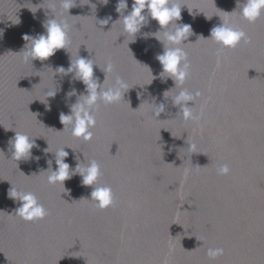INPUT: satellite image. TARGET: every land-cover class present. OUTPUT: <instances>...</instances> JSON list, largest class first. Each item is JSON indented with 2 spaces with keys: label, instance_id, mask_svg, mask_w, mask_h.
<instances>
[{
  "label": "water",
  "instance_id": "95a60500",
  "mask_svg": "<svg viewBox=\"0 0 264 264\" xmlns=\"http://www.w3.org/2000/svg\"><path fill=\"white\" fill-rule=\"evenodd\" d=\"M64 2L0 0V264H264V14L250 23L237 0H174L182 7L175 23L191 27L182 45L189 76L175 87L156 59L164 50L152 35L158 23L148 16L135 39L123 33L119 21L134 0L121 12L119 0H68V13ZM53 16L69 25L66 49L25 61L22 37L45 34ZM222 23L251 43L221 50L205 40ZM79 57L93 61L101 85L117 76L128 85L119 102L98 103L88 142L60 121L87 94L75 72L57 71ZM53 87L57 94L46 98ZM182 88L200 93L189 103L197 121L177 116L172 98ZM160 104L156 118L152 105ZM16 133L35 145L19 161L10 144ZM61 148L70 170L100 165L97 183L111 189L109 207L90 201L93 188L79 174L64 187L48 183ZM221 165L227 175L218 174ZM11 187L33 193L46 216L21 219ZM209 248L224 254L212 260Z\"/></svg>",
  "mask_w": 264,
  "mask_h": 264
},
{
  "label": "clouds",
  "instance_id": "9594fccd",
  "mask_svg": "<svg viewBox=\"0 0 264 264\" xmlns=\"http://www.w3.org/2000/svg\"><path fill=\"white\" fill-rule=\"evenodd\" d=\"M238 6H241L239 15L250 23L255 22L264 14V0H243V3L237 0ZM63 7L68 13L73 6L68 0H65ZM122 8L123 10L127 8V0H119L117 12H121ZM181 8L174 0H134L131 12L119 21L122 22L123 33L127 34V37H133L134 39L142 26L146 24L148 16L158 23L160 31L152 35L163 44L164 50L156 56V59L162 66L161 76L173 79L175 87L177 84L182 85L189 76L187 53L182 45L190 36L191 27L190 25L175 23L181 18ZM145 10H147V15L143 14ZM53 17V19L47 20L44 24L45 34H39L36 37L25 34L22 37L27 42L25 49L20 53L23 54L25 61L37 59L46 61L55 55L57 50L66 49L69 42V25L64 21L57 20L55 16ZM107 23L108 20L101 21V24ZM2 34V30H0V36ZM205 40H213L221 46V50L234 49L241 42L245 44L251 43V39L243 30L225 23L213 27L210 31V38ZM29 42L31 43L29 44ZM93 67L94 63L92 60L79 57L75 62L71 60L67 70L63 67L57 69L61 73L66 71L67 73L75 72V78L86 86L87 94L80 96L77 103L72 106L71 114H60V121L64 125L63 131L66 130L67 126L68 129H71V135L74 138L82 139L85 142L91 141L93 137L91 129L96 124L94 111L98 103H117L123 98L125 90H128L127 83L119 76L116 77L112 86L105 87V81L101 85L97 79H94ZM103 71L105 74L111 73L113 65L109 62ZM56 94L57 90L54 87L47 89L44 93L46 98H54ZM69 95H75V92ZM199 96V92L192 93L182 88L172 98L173 105L178 106L180 109L177 116L185 122L199 120L200 117L193 112L194 106L189 107V103L191 102L194 105L195 100ZM152 106L155 109L154 115L156 118L165 110L163 104ZM10 144L13 149L12 158L17 161L29 157L32 148L35 146L27 135L21 133H16ZM188 146V151L195 152L194 144ZM55 156V162L58 167L55 171L51 170V167L47 171L49 173L47 176L49 184L62 183L64 187V181L70 179L72 175L79 174L82 178V184L93 188L90 201H96V206L100 209H106L112 204L111 189L97 183L100 176V165L95 160L88 163H78L74 170H70V166L65 163L68 153L64 148L59 149ZM229 171L230 169L227 165H221L217 168L219 175H227ZM8 195L14 201L21 202L16 214L24 221L32 222L37 219H43L46 216L47 212L44 206L39 203L33 193L11 187ZM223 254L224 250L222 248H209L207 253L212 260Z\"/></svg>",
  "mask_w": 264,
  "mask_h": 264
}]
</instances>
